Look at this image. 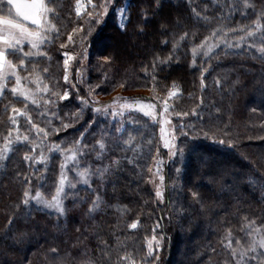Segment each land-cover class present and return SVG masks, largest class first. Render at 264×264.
Instances as JSON below:
<instances>
[{
  "label": "trees",
  "instance_id": "16d2710c",
  "mask_svg": "<svg viewBox=\"0 0 264 264\" xmlns=\"http://www.w3.org/2000/svg\"><path fill=\"white\" fill-rule=\"evenodd\" d=\"M76 1L46 0L43 56L7 50L47 93L38 104L0 95V264H264L248 250L264 235V0H112L82 36ZM102 96L166 101L174 159L157 123L97 115L91 99ZM66 149L88 184L67 192L63 213L25 205V191L54 196ZM158 156L162 204L148 186Z\"/></svg>",
  "mask_w": 264,
  "mask_h": 264
},
{
  "label": "rangeland",
  "instance_id": "374dc122",
  "mask_svg": "<svg viewBox=\"0 0 264 264\" xmlns=\"http://www.w3.org/2000/svg\"><path fill=\"white\" fill-rule=\"evenodd\" d=\"M7 3V0H4ZM24 2H27V0H24ZM46 0H42V3L44 6ZM109 0H99L98 2L94 3L93 0H77L75 3V11L77 15L83 17L84 25L86 29L82 31L81 36L92 28V26L97 25L102 21L104 18L103 13H105V10L108 9ZM9 7V6H8ZM47 8V7H46ZM48 9V8H47ZM49 10V9H48ZM12 13L10 14L7 11V15L10 16V18H16V12L15 9H11ZM50 11V10H49ZM49 11L47 12V21L48 23L44 25L45 31L44 35L47 39H49V33L54 30V26L52 22L49 19ZM116 16H117V22L120 26L123 25L125 21V7H116L115 10ZM22 22L26 24L29 28H34L35 25L32 24L31 21H23V18H19ZM46 39V40H47ZM43 45V44H42ZM39 48H32L27 41L24 42V44L21 46L23 49V53L29 54L27 57H25L19 49L14 51L15 54H18V56H22L23 58H31L35 59L38 57L43 56V53L41 51V47ZM4 46L3 44H0V47ZM7 50L5 51V58L6 62L10 63L11 65H14L15 68H9L8 63L5 65V75L2 79H0V95L2 91H5L8 88L12 91L11 94L17 97H21L24 100L29 101L33 104H38L35 96L47 93V87L44 82V78L42 74L38 73L37 71L34 72L32 75H24L25 71L20 70V68H23L25 65V61H23V64L20 63V65L12 63L6 56ZM11 51V50H9ZM13 52V51H12ZM21 62V60H20ZM66 66V65H65ZM67 67V66H66ZM34 71L37 70V67H33ZM14 73V74H13ZM63 78H66L68 76L67 69L64 72ZM84 74L82 71H80L79 75L82 76ZM17 77H19V82L17 80ZM44 82V83H43ZM7 85L9 87H7ZM14 88H20V89H26L28 90V96L22 95L21 92H13ZM137 92V91H136ZM143 92L144 91H139ZM110 97H96L91 99L93 110L97 113V115L101 116L102 118L112 119L117 118L121 119L123 116H133L134 115H140L149 123H157L158 125V134H159V141L160 146L164 153L167 156V161H172L177 153V139L175 136L174 130L176 129V125L174 124V114L170 112L168 109V104L166 101L161 102V104H157L154 100L148 99V98H133L129 96L124 97H117L112 98V100H108ZM107 100V101H106ZM35 101V103L33 102ZM123 106V107H122ZM146 113H150L146 115ZM39 123L38 121H36ZM17 124V123H16ZM47 122L44 123L43 126H46ZM42 132L46 133V130L40 128ZM22 134H20V137H25L24 132L21 131ZM44 133V134H45ZM47 135V133L45 134ZM56 150V147L52 148L51 151ZM76 150V149H75ZM1 156L4 157V155L7 153L6 144L5 146H2L1 148ZM62 154V159L59 164L60 168V175L58 176V184L57 188L60 186V180L61 176L65 177V183L63 186L62 191L59 193L56 192L54 196H57L62 201V208L63 203L65 200V195L68 191L75 190L79 186H85L88 184L90 177L88 175L89 170L83 169L81 167V162L78 160V152L76 153L73 149H66L60 151ZM165 158L162 156L156 157L154 160V163L150 169L149 173V183L148 186L150 189H152L156 199L160 204L163 203V164L165 162ZM157 192L160 193V195H157ZM53 196V197H54ZM34 197H37L34 196ZM46 198L44 195L39 194L37 197V200L43 201V200H49L51 201L52 198ZM35 204L39 205L40 207L49 210L54 211L58 213H63V211H58L54 208L46 207L43 203H38L36 201H31ZM149 243L150 250L153 249V246L155 245V248L158 249L160 246V239L157 237H153ZM261 239H264V235L262 234H253V238L251 236L250 240V246L248 250L258 251L262 250L264 252V247L260 246L259 241Z\"/></svg>",
  "mask_w": 264,
  "mask_h": 264
},
{
  "label": "snow or ice",
  "instance_id": "6c2138e0",
  "mask_svg": "<svg viewBox=\"0 0 264 264\" xmlns=\"http://www.w3.org/2000/svg\"><path fill=\"white\" fill-rule=\"evenodd\" d=\"M112 3V0H109V4ZM7 4L9 6V10L12 8L15 9L16 12V18H10L9 15H0V44H3L4 46L0 47V79H2L5 75V65L6 58H5V51L6 49L11 51H16L17 49L20 50V52L27 57L29 54L23 53L22 45L25 41L32 47V48H39L43 43L46 42V37L44 35V25L48 23L47 21V12L49 11L46 6L43 5L42 0H27V2H24V0H7ZM108 9L105 10V13L103 15L107 14ZM22 17L23 21H31L33 25H35L34 28H29L26 26L24 22H22L19 18ZM259 27V25H257ZM253 33L249 32L248 35L251 36ZM261 52H264V48L260 49ZM68 55V54H65ZM67 60H65V65L67 66ZM21 64H23V60H21ZM8 67L14 69L15 66L8 63ZM14 74V73H13ZM67 78V77H66ZM17 80L19 82V77H17ZM21 92L22 95L28 96V90L26 89H20V88H14L13 92ZM68 96V93L65 92L64 97L61 99H66ZM35 103V101H33ZM123 107V106H122ZM150 113H146L148 115ZM91 123V122H90ZM83 135V134H82ZM38 160L43 159V157H38ZM65 183V177L61 176L60 180V186L57 188V192L59 193L62 191L63 186ZM157 195H160L159 192H157ZM39 196V193H37V197ZM24 204L27 205L30 203V201H36L38 203H43L46 207L54 208L58 211H63L62 208V201L59 197L54 196L51 201L49 200H43L39 201L37 200V197H29V193L27 191L24 192ZM135 222H133L134 226ZM260 246L264 247V239H261L259 241ZM243 259V256H241V261ZM238 264H241L240 261H238Z\"/></svg>",
  "mask_w": 264,
  "mask_h": 264
}]
</instances>
